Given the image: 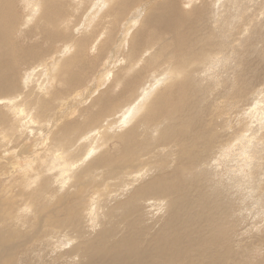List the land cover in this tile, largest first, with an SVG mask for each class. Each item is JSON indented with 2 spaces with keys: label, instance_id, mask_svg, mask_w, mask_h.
<instances>
[{
  "label": "bare ground",
  "instance_id": "obj_1",
  "mask_svg": "<svg viewBox=\"0 0 264 264\" xmlns=\"http://www.w3.org/2000/svg\"><path fill=\"white\" fill-rule=\"evenodd\" d=\"M263 28L264 0H0V116L56 132L23 166L0 132V264H264Z\"/></svg>",
  "mask_w": 264,
  "mask_h": 264
},
{
  "label": "rangeland",
  "instance_id": "obj_2",
  "mask_svg": "<svg viewBox=\"0 0 264 264\" xmlns=\"http://www.w3.org/2000/svg\"><path fill=\"white\" fill-rule=\"evenodd\" d=\"M82 22V21H81ZM263 30H264V28H263ZM79 31V30H78ZM101 66H103L104 67V65H101ZM164 68V67H163ZM23 69H24V65L22 66V72H21V74H23ZM95 73V72H94ZM93 73V74H94ZM92 74V75H93ZM99 72L94 76L95 78H92V79H95V81L99 78ZM98 77V78H97ZM91 79V80H92ZM108 81H110V80H108ZM88 85V87H90V89H91V87H93L90 83H88L87 84ZM98 85V84H97ZM85 91H86V93H85ZM83 95H85V96H83ZM82 97H85L86 98V96H87V89L86 88H84V91H83V94L81 95ZM74 97V98H73ZM73 97H72V100H73V105L72 106H70L69 107V109L66 111V115H68V112L69 111H73V110H77L78 109V111H80V110H82V109H84V108H87L88 107V105H89V102H86L85 104H82L81 103V101L82 100H85V98L83 99L82 97H81V99L79 100L80 101V103H78L77 102V100H76V97H75V95H73ZM90 97H88V99L87 100H89L90 101ZM86 104H88V105H86ZM84 105H86V106H84ZM91 105V104H90ZM89 105V106H90ZM82 106H84V107H82ZM9 107V106H8ZM12 107V108H11ZM11 107H9V108H6V112H10V115H11V117L13 118L11 121H10V125L9 126H13L14 127V129L15 130H13V129H10V128H8L5 124H4V120L1 118V116H0V125L2 126V127H5L6 129H4V130H1L0 132H2V134H3V136L4 135H10L11 136V138H9V140H7V141H11L10 143H9V145L8 146H11L12 144L14 145H17L16 146V150L18 151V152H20V156H22V155H24L23 156V158H21V160H20V163L21 164H19L18 162H17V164L18 165H20V166H23L24 164H26V163H28L29 162V160L32 158V157H34V156H36L37 157V155H39L40 154V152H42L43 153V151L45 150V149H48L49 148V144H50V139H51V141L53 140V138H54V136H55V134H56V132L54 131L51 135H50V131L48 130V132H47V130L44 128V127H42V125H34V126H30V125H33V123H31V124H29V128L28 129H26L25 128V126H23L24 124H25V122L24 123H22V124H20L19 125V122L21 121V120H17V116H18V114H15L14 113V106H11ZM22 107H23V105H22ZM25 108V107H24ZM66 107H64V108H62L60 111H63V109H65ZM77 108V109H76ZM2 109H3V105H1L0 106V110L2 111ZM23 110H24V112L27 110V108H25V109H22V112L21 113H19V114H23L24 112H23ZM29 110H32V108H30ZM89 110V109H88ZM126 112V111H125ZM66 117V116H65ZM72 117L73 118H76V116L75 115H72ZM21 119H23V118H21ZM13 124V125H12ZM39 126V127H38ZM40 126L42 127L41 129H40ZM53 126H52V122H51V124H50V128H49V126H48V128L49 129H51V130H54L55 128H52ZM16 130H18V131H16ZM26 130V131H25ZM21 131H23V132H21ZM25 133V135L24 136H22L23 134ZM29 135V136H28ZM21 136V137H20ZM26 136V137H25ZM28 136V137H27ZM0 138H2V137H0ZM19 140H21V141H19ZM25 141V142H24ZM26 143V144H25ZM45 143V144H44ZM28 144V145H27ZM20 145V146H19ZM233 145V144H232ZM21 147V148H20ZM47 147V148H46ZM18 148V149H17ZM3 149V150H2ZM21 149V150H20ZM28 149H29V151H28ZM42 149V150H41ZM5 150H6V148H4V147H1L0 148V156H3L2 154L5 152ZM39 150V151H38ZM16 151V152H17ZM27 153L28 154V157H27V155H25V153ZM29 152V153H28ZM33 153V154H32ZM32 156H31V155ZM2 158L3 157H0V162H3L4 163V161H2ZM25 158H27V160L25 159ZM13 159H15V158H13ZM26 161V162H25ZM20 168V167H19ZM3 170V168H0V172ZM23 177V174H20L14 181H17V180H19V178L21 179ZM36 185V184H35ZM2 187V186H1ZM15 190H17L16 188H15ZM84 201L86 202L87 201V199L86 198H84ZM64 242V245L63 246H61V249H66V248H68L69 246H70V244H68V242L66 243L65 241H63ZM66 245V246H65ZM46 246V245H45ZM46 248V249H45ZM48 249V247H44V252L46 251ZM46 253V252H45ZM64 259V258H63Z\"/></svg>",
  "mask_w": 264,
  "mask_h": 264
}]
</instances>
